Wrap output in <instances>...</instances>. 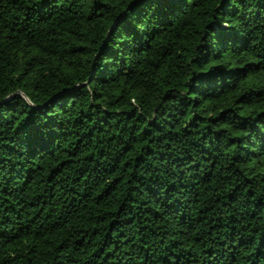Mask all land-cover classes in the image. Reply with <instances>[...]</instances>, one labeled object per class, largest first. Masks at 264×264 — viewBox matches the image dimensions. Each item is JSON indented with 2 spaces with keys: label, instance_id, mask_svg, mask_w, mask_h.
Here are the masks:
<instances>
[{
  "label": "trees",
  "instance_id": "1",
  "mask_svg": "<svg viewBox=\"0 0 264 264\" xmlns=\"http://www.w3.org/2000/svg\"><path fill=\"white\" fill-rule=\"evenodd\" d=\"M0 264H264V0H0Z\"/></svg>",
  "mask_w": 264,
  "mask_h": 264
}]
</instances>
